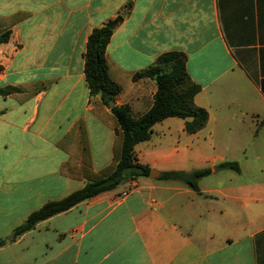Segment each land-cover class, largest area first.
<instances>
[{"label":"crops","instance_id":"obj_1","mask_svg":"<svg viewBox=\"0 0 264 264\" xmlns=\"http://www.w3.org/2000/svg\"><path fill=\"white\" fill-rule=\"evenodd\" d=\"M119 14L115 104L144 115L157 84L134 75L181 52L209 114L194 134L157 123L138 162L213 172L199 191L151 183L161 171L84 201L0 247V264H264V0H0V238L113 162L117 125L91 96L85 53Z\"/></svg>","mask_w":264,"mask_h":264},{"label":"trees","instance_id":"obj_2","mask_svg":"<svg viewBox=\"0 0 264 264\" xmlns=\"http://www.w3.org/2000/svg\"><path fill=\"white\" fill-rule=\"evenodd\" d=\"M130 7H127L126 13ZM119 14L107 21L102 27L95 28L90 34L85 53L86 80L93 98L100 96L101 104L110 107L122 92L123 86L112 74V62L107 55V47L115 30L124 21ZM10 32L0 35V44L9 40ZM187 55L181 52H167L158 57L153 65L134 75L135 79L152 78L157 84L153 106L141 117L135 118L129 105L111 107L115 120V156L108 167L92 172L86 185L65 198L49 201L32 212L27 219L16 227L9 236L0 238V247L16 241L23 234L32 231L39 223L76 207L80 203L141 178L150 177L152 168L138 162L135 147L151 139L153 127L170 117L186 120L185 129L194 134L205 128L209 120L207 110L195 103V96L201 87L190 77L187 70ZM218 169L240 171L237 163L225 162ZM65 171V169H63ZM213 172L203 168L192 172L167 171L160 178L178 180L199 191V181Z\"/></svg>","mask_w":264,"mask_h":264},{"label":"rangeland","instance_id":"obj_3","mask_svg":"<svg viewBox=\"0 0 264 264\" xmlns=\"http://www.w3.org/2000/svg\"><path fill=\"white\" fill-rule=\"evenodd\" d=\"M180 119H182V118H180ZM171 168L172 169H174V168H180L181 169L180 171L190 172V171H187V170H189V168H191V165H188V164H186V162L182 161L179 165H177L175 167L162 166V167H156L155 170L158 171V172H161L162 171V173H164V172L170 171ZM173 171H177V170H173ZM140 180H145V178L142 177V178H140ZM150 182L151 183H155L158 186H172L175 183V182H171V180H166L164 178H158V179L154 180V182L153 181H150ZM180 182H181V184L184 183L182 181H179V183ZM129 191H126V192L129 193ZM154 193H174V192L173 191H167V190H157Z\"/></svg>","mask_w":264,"mask_h":264},{"label":"water","instance_id":"obj_4","mask_svg":"<svg viewBox=\"0 0 264 264\" xmlns=\"http://www.w3.org/2000/svg\"><path fill=\"white\" fill-rule=\"evenodd\" d=\"M114 106H115V103H111L110 107H114ZM160 174H161L160 172H158L156 170H152L150 177L154 179V178H157ZM127 183H128V181L127 182H124L122 185L124 186ZM118 188L119 187L113 189V191L117 190Z\"/></svg>","mask_w":264,"mask_h":264},{"label":"built area","instance_id":"obj_5","mask_svg":"<svg viewBox=\"0 0 264 264\" xmlns=\"http://www.w3.org/2000/svg\"><path fill=\"white\" fill-rule=\"evenodd\" d=\"M127 193H128V192H125V193H124V196H126V195H127Z\"/></svg>","mask_w":264,"mask_h":264}]
</instances>
